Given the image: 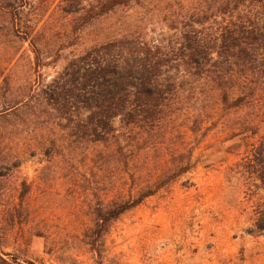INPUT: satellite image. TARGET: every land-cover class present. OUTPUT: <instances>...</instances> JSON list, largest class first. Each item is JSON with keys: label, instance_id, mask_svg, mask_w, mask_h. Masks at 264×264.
<instances>
[{"label": "trees", "instance_id": "trees-1", "mask_svg": "<svg viewBox=\"0 0 264 264\" xmlns=\"http://www.w3.org/2000/svg\"><path fill=\"white\" fill-rule=\"evenodd\" d=\"M55 1L0 0V180L17 139L49 164L80 157L115 193L86 235L99 258L110 224L189 173L216 128L245 148L227 179L264 190V0ZM252 213L264 232V205Z\"/></svg>", "mask_w": 264, "mask_h": 264}, {"label": "rangeland", "instance_id": "rangeland-1", "mask_svg": "<svg viewBox=\"0 0 264 264\" xmlns=\"http://www.w3.org/2000/svg\"><path fill=\"white\" fill-rule=\"evenodd\" d=\"M55 5L41 18L50 33L62 20ZM60 66L43 69V76ZM239 143L220 128L209 132L189 173L110 224L94 246L99 258L86 239L102 196L98 178L80 157L49 164L39 154L24 155L25 141L17 139L12 153L23 162L0 180V264H264V232L255 231L252 213L264 205V190L258 181L227 179L244 156L245 148L232 150ZM107 187L101 198L110 203L115 193Z\"/></svg>", "mask_w": 264, "mask_h": 264}]
</instances>
